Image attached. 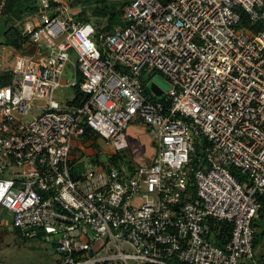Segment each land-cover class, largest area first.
<instances>
[{"label":"built area","instance_id":"2783aa9c","mask_svg":"<svg viewBox=\"0 0 264 264\" xmlns=\"http://www.w3.org/2000/svg\"><path fill=\"white\" fill-rule=\"evenodd\" d=\"M34 1L33 50L0 88V206L15 231L52 238L56 264H264V0H124L112 33L74 16L79 0ZM76 88L82 104L59 100ZM136 119L158 146L127 173L113 159ZM76 140L103 144L81 172Z\"/></svg>","mask_w":264,"mask_h":264},{"label":"rangeland","instance_id":"374dc122","mask_svg":"<svg viewBox=\"0 0 264 264\" xmlns=\"http://www.w3.org/2000/svg\"><path fill=\"white\" fill-rule=\"evenodd\" d=\"M31 1L35 7L38 8L36 6L38 5V1ZM107 1L105 5L107 13L117 12L123 7L120 5L121 2ZM103 8L104 6L103 4L101 5V0H79L71 7V13L79 19L90 21L98 32H103L104 27L108 24L104 19L106 10L104 11ZM2 12L0 13V70L5 69V71H7L10 70V63L12 62L9 57V52L14 49L7 45L6 42L9 37L6 36L5 32L11 27H17L23 32L28 22L36 21L35 14H37V11L33 13L26 12L22 16L20 10L17 12L4 13L1 16ZM42 23L43 21L40 19L37 25ZM12 60L14 61V56H12ZM71 61L72 63L69 64L65 71V78L74 81L73 65L78 62V58L74 52H71ZM60 94V92H57V95ZM73 98L74 94L72 90L67 89L66 93L63 94L59 100L71 101ZM45 103L46 102L43 100H37L35 102L36 105H43ZM38 114L39 113H37V115ZM31 119V116L25 118L26 121ZM126 136L129 147L120 153L124 165H121L118 169L131 173L137 171L140 167L150 165L156 155L158 145L150 134L148 127L144 124H140V121L136 119L130 124ZM91 150H93V147L88 146V143L81 140L75 141L77 156L72 163L74 170L81 172L88 167V160L82 156L90 155L89 152ZM94 150H98L96 146ZM256 224L258 232L264 230V218L256 222ZM260 245H264V238H260ZM58 259L59 254L56 252L52 238L48 239L43 237L27 239L26 241L18 238L15 229L12 227L10 213L4 207L0 206V264H56Z\"/></svg>","mask_w":264,"mask_h":264},{"label":"trees","instance_id":"16d2710c","mask_svg":"<svg viewBox=\"0 0 264 264\" xmlns=\"http://www.w3.org/2000/svg\"><path fill=\"white\" fill-rule=\"evenodd\" d=\"M161 1L164 3H167L170 0H161ZM107 2H108L107 0H101V5L103 4V6H104L103 10L104 11L106 10L105 5L107 4ZM120 5L123 7L121 10H119L117 12L107 13V10H106V14L104 15V19L108 22V24H107V26L104 27L105 32L112 33L114 31L115 27L121 25L125 3H120ZM0 6H2V8L0 7L1 8L0 11L1 12L3 11L1 16L4 13L17 12L19 10L21 11V16L23 14H25L26 12L33 13V12L37 11V8L35 7V5L33 4V2L31 0L30 1H26V0H0ZM5 34H6V36L9 37V38H7V42H6L7 45L13 47V49L16 52H18V54H25V52L23 50V45H24L25 41L22 38V30L18 29L17 27H11L5 32ZM11 36H12V38H11ZM80 81H81V78H80ZM11 83H12L11 71H5V72L0 71V88L3 86L9 85ZM72 92L74 95H76V99L74 100V102L71 105L78 106L86 100L85 95H82L77 88L72 90ZM113 162L118 167H120L121 165H124V161L122 160V158L120 156L114 157ZM262 202H263V209L261 210V219L264 218V199L262 200ZM254 226L257 228V224H254ZM16 235L18 236V238H21L22 240H25V241L27 240V239H23L20 236L19 232H17V231H16ZM228 236H229V230L226 229L225 233L221 239H225V238L228 239ZM42 237H43L42 234H39V238H42ZM260 238H264V230L261 232L257 231L256 244H260ZM220 244L223 245V243H221V242H220Z\"/></svg>","mask_w":264,"mask_h":264},{"label":"water","instance_id":"95a60500","mask_svg":"<svg viewBox=\"0 0 264 264\" xmlns=\"http://www.w3.org/2000/svg\"><path fill=\"white\" fill-rule=\"evenodd\" d=\"M26 1H30V0H26ZM109 1L110 2H119L120 3V2H123L124 0H109ZM157 84L163 86L166 89H168L169 86L160 77H156L154 79V81H152V82H150L148 84V88L155 93L157 99H162L163 92L158 88Z\"/></svg>","mask_w":264,"mask_h":264},{"label":"crops","instance_id":"0c3cea01","mask_svg":"<svg viewBox=\"0 0 264 264\" xmlns=\"http://www.w3.org/2000/svg\"><path fill=\"white\" fill-rule=\"evenodd\" d=\"M23 50H24V52H27V53H29V52H31L33 49H32V47L31 46H29V45H25V46H23ZM13 52H15V53H13ZM10 53V55H9V57H10V59H11V68H10V70H12L13 69V67H14V64H15V59H16V57L17 56H19L20 54H18L15 50H13V51H10L9 52ZM12 56H14V61L12 60ZM10 70H7V71H10ZM1 72H5V69L3 70H0ZM73 74H74V70H73ZM74 76V75H73ZM98 142L97 143H95L93 146H91V147H93V150H91L92 152L93 151H95L94 150V148H95V146L97 147V149L98 150H96L95 152H97V151H99V150H101V148H102V143L99 141V140H97ZM74 156H77L76 155V153H74ZM83 157V156H82Z\"/></svg>","mask_w":264,"mask_h":264}]
</instances>
